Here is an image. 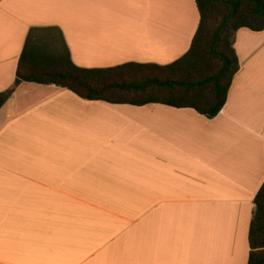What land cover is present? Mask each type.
Returning a JSON list of instances; mask_svg holds the SVG:
<instances>
[{"label": "crops", "instance_id": "crops-1", "mask_svg": "<svg viewBox=\"0 0 264 264\" xmlns=\"http://www.w3.org/2000/svg\"><path fill=\"white\" fill-rule=\"evenodd\" d=\"M195 0H0V93L29 30L57 28L81 69L166 66L190 49ZM209 119L22 82L0 107V264H247L264 183V30Z\"/></svg>", "mask_w": 264, "mask_h": 264}, {"label": "trees", "instance_id": "trees-1", "mask_svg": "<svg viewBox=\"0 0 264 264\" xmlns=\"http://www.w3.org/2000/svg\"><path fill=\"white\" fill-rule=\"evenodd\" d=\"M199 24L190 49L166 66L127 63L81 69L70 60L57 28H32L13 85L0 93V107L22 82L55 85L80 98L136 106L161 103L192 108L211 119L225 104L239 69L233 48L240 28L264 30V0H195ZM247 264H264V183L254 198Z\"/></svg>", "mask_w": 264, "mask_h": 264}]
</instances>
